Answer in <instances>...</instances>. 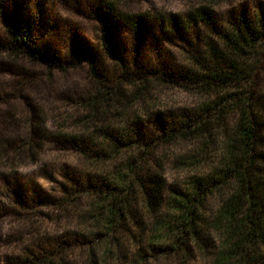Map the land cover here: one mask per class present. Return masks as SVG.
<instances>
[{
  "label": "rangeland",
  "instance_id": "374dc122",
  "mask_svg": "<svg viewBox=\"0 0 264 264\" xmlns=\"http://www.w3.org/2000/svg\"><path fill=\"white\" fill-rule=\"evenodd\" d=\"M15 1L23 2L24 10ZM106 1L122 14L146 18L144 30L136 33L128 24L106 19ZM0 2V42L10 38L9 23L16 24L25 14L33 23L35 44L61 60L59 68L38 64L0 45V100H5L0 108L12 116L5 120V132L16 140L31 135L27 115L33 110L39 114V135L31 147L20 153L8 149L0 159V264L48 253L61 264H264V229L246 240V252H228L239 228L219 219L218 212L220 193L227 195L230 186L208 192L200 237L178 253L168 252L169 243L156 240L160 235L153 230L154 219L173 214L196 180L223 167L224 126L232 129L239 112L229 105L221 121L210 118V136L169 132L179 129L184 117L205 114L208 104L216 108V100L243 89L211 90L191 75L201 70L196 58L207 57L208 38L215 47H224L218 34L208 33L201 23L198 35L191 30L178 33L170 24L162 27L160 19L174 14L185 20L207 7L220 30L227 31L241 12L252 21L264 17V0ZM105 26L111 30V46ZM246 77L257 110L264 114V36L246 58ZM93 95H109L111 105L101 103L92 111L83 99ZM106 126L116 137L122 138L129 126L143 138L118 151L103 143L105 154L98 156V142L104 140L100 128ZM131 162L136 181L156 190L155 208L148 209L135 183L130 202L140 228L133 219L125 220L111 235L98 222L104 212L96 207L100 197L85 188L88 179L100 184L132 174L127 168Z\"/></svg>",
  "mask_w": 264,
  "mask_h": 264
},
{
  "label": "trees",
  "instance_id": "16d2710c",
  "mask_svg": "<svg viewBox=\"0 0 264 264\" xmlns=\"http://www.w3.org/2000/svg\"><path fill=\"white\" fill-rule=\"evenodd\" d=\"M14 3L21 5L23 10L26 7L21 1ZM0 5L3 4L0 2ZM103 12L106 19L128 24L136 33L146 27V18L140 15L122 14L116 9L113 2L106 1ZM6 19L7 21L10 19L8 14H6ZM160 22L162 27H165L166 23L170 24L178 33L184 34L191 30L197 32V35L201 32L199 27L201 23L208 33L218 34L224 47L222 49L215 47L208 38L206 40L209 47V51L206 53L207 57L196 58L199 59L201 70L193 71L191 75H195V80L211 90L219 88L218 90L221 91V88H227L226 90L230 91L234 88L238 89V87L243 89L240 92H228V95L216 100V108L212 107V104H208L203 108L206 111L205 114L198 113L194 117H184L179 129L169 132L168 136H171L173 132L192 136L195 134L202 137L210 136L212 131L210 118H213V121L215 119L221 121L224 109L229 105L235 107L239 112L232 129L224 126L226 137L224 147L227 154L223 159V167L204 176L206 178L196 180L192 184V191L182 197L180 203L177 204L179 208L173 214H162L154 219L153 230L158 231L160 235L156 240L164 241L163 243L166 245L169 243L166 250L177 253L186 247L188 242L197 241L204 219L202 205L205 197L212 190L221 191L230 186L231 189H228L227 195L220 193L222 205L218 212V218H227L231 223L238 224L239 229L233 232L236 234V240L228 247V252H246L248 250V246L245 245L246 240L264 229V114L257 110V102L255 103V97L248 90L249 84L246 82V58L264 36V17L252 21L247 18L244 12H241L232 19L230 28L227 31H222L213 18L212 9L201 7L195 12L189 13L185 20L172 14L166 20L161 18ZM32 24L25 14L16 24L9 23L10 38L0 42L3 50L17 57L27 56L38 64L45 63L52 67H61V60L57 55L50 54L35 44L31 36ZM103 34L106 42L111 46V30L105 26ZM185 76L190 75L185 74ZM106 92H109L108 89ZM83 100L87 108L96 111L101 103L110 106L112 98L109 95H93L87 96ZM4 101L1 99L0 105H3ZM257 101L262 102L261 99ZM219 104L224 105L219 109ZM212 110L216 113L210 114ZM10 115V111L0 108V159L8 149L20 153L24 147L30 148L39 135V132L36 131L39 117L37 110H33L27 115L31 135L24 136L19 140L10 138L11 134L5 132L3 128L5 120L8 122L12 117ZM100 131L104 140L98 142L101 147L100 150H96L98 156L105 154L103 143H107L112 151H118L123 147H131V143L140 142L143 138V133L139 134L129 126H126L122 131V138L114 136V132H111L109 126L100 128ZM130 137H133L134 140ZM92 138L93 136L90 137V139ZM133 162L127 167L128 171L132 172L129 174L130 176L124 173L125 175L123 174V178L120 180H115L116 177L113 176L111 179L102 180L100 184H95L88 179V186L85 188L88 191H93L92 194H95L96 197H100L101 200L96 201V207L101 206L104 212L98 218V222L103 221L108 234L111 233V235L118 231V227H123L125 220L133 219L140 228V218L136 210L132 209L130 202L135 183L140 184L143 200L148 209L153 211L155 208L154 200L158 197L156 190L152 192L144 180L138 178L136 181L137 172ZM132 176L135 180L132 179ZM132 235L135 237V233ZM151 245L154 247L155 242H152ZM228 255L230 256L229 253ZM6 264L61 263L48 253L47 255L26 256L19 261L7 259Z\"/></svg>",
  "mask_w": 264,
  "mask_h": 264
}]
</instances>
